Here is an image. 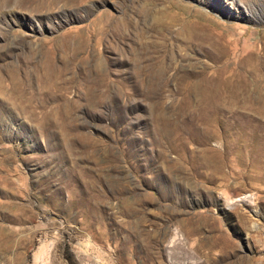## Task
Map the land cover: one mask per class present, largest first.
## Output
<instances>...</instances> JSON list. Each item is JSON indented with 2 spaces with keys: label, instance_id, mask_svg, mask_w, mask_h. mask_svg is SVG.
Returning <instances> with one entry per match:
<instances>
[{
  "label": "rangeland",
  "instance_id": "374dc122",
  "mask_svg": "<svg viewBox=\"0 0 264 264\" xmlns=\"http://www.w3.org/2000/svg\"><path fill=\"white\" fill-rule=\"evenodd\" d=\"M8 5L0 264H264V0Z\"/></svg>",
  "mask_w": 264,
  "mask_h": 264
},
{
  "label": "bare ground",
  "instance_id": "6f19581e",
  "mask_svg": "<svg viewBox=\"0 0 264 264\" xmlns=\"http://www.w3.org/2000/svg\"><path fill=\"white\" fill-rule=\"evenodd\" d=\"M59 1H64V0H0V11H4L2 10V7L7 5V6H11V5H8L10 3H14V7L17 8V9H20V10H25V11H28V12H31V11H37V10H45V9H48V8H51L52 6H54L56 3H58ZM66 1V0H65ZM68 1V0H67ZM197 32V31H196ZM185 33V32H184ZM191 33V32H189ZM188 33V34H189ZM197 35V34H196ZM185 40H186V43L187 44H191V43H194L195 41H197L198 39L197 38H194V37H190V38H187V35L185 33ZM202 42V41H201ZM194 45V44H193ZM156 60V59H155ZM161 62H158L157 61V65L156 66H159ZM55 68V67H54ZM45 76H46V79L49 80L50 78V75L52 76H57L58 74L56 73L57 70L56 69H53V67L49 66V60L46 61L45 63ZM161 71V68L159 69ZM161 74H158V77L160 76ZM161 78V77H160ZM159 82V81H158ZM161 83V81H160ZM208 85V84H207ZM210 86V85H209ZM202 88V87H201ZM204 89V88H203ZM202 89V90H203ZM212 89V87H211ZM206 90V89H205ZM225 90V89H224ZM48 91H49V88H48ZM204 91V90H203ZM210 92V91H209ZM46 95V94H45ZM49 95V94H47ZM206 95V94H204ZM208 95H212L208 93ZM222 95V94H221ZM209 96V97H210ZM233 96V95H232ZM216 97V96H215ZM50 98V97H49ZM42 100V104H45V101L46 99L45 98H41ZM228 100V99H227ZM246 100V99H245ZM235 101V100H234ZM41 102V101H40ZM24 108V106H22ZM28 108V107H27ZM39 108V106H38ZM26 108H24L25 110ZM30 109V107L28 108ZM32 112V111H31ZM48 116V115H47ZM164 120V119H163ZM170 131V130H169Z\"/></svg>",
  "mask_w": 264,
  "mask_h": 264
}]
</instances>
